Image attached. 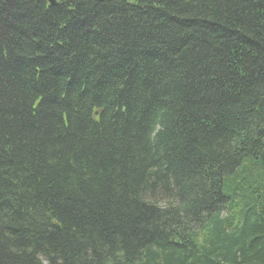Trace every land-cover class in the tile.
Listing matches in <instances>:
<instances>
[{"label":"trees","instance_id":"16d2710c","mask_svg":"<svg viewBox=\"0 0 264 264\" xmlns=\"http://www.w3.org/2000/svg\"><path fill=\"white\" fill-rule=\"evenodd\" d=\"M0 0V264H264V0Z\"/></svg>","mask_w":264,"mask_h":264},{"label":"water","instance_id":"95a60500","mask_svg":"<svg viewBox=\"0 0 264 264\" xmlns=\"http://www.w3.org/2000/svg\"><path fill=\"white\" fill-rule=\"evenodd\" d=\"M49 2L52 6H55L57 4L56 0H49Z\"/></svg>","mask_w":264,"mask_h":264}]
</instances>
